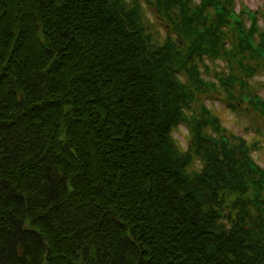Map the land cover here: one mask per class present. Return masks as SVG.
<instances>
[{"label":"trees","instance_id":"1","mask_svg":"<svg viewBox=\"0 0 264 264\" xmlns=\"http://www.w3.org/2000/svg\"><path fill=\"white\" fill-rule=\"evenodd\" d=\"M236 2L0 0V264H264V8Z\"/></svg>","mask_w":264,"mask_h":264},{"label":"rangeland","instance_id":"2","mask_svg":"<svg viewBox=\"0 0 264 264\" xmlns=\"http://www.w3.org/2000/svg\"><path fill=\"white\" fill-rule=\"evenodd\" d=\"M242 4H245V6H248L250 9L252 8L253 11L264 8V0H237V5L235 6L236 12L241 11L239 8H241ZM261 25L264 28V21H262ZM255 83L259 84V94H264V72L255 77ZM205 101L214 109V113L221 117L223 125L226 128L233 131L237 135L243 134L245 137L254 134L252 129L249 130V127H253L252 120H257L258 118L257 116L252 115V108L249 109L247 105H241L238 110L234 111L232 107L219 96H207ZM175 137L185 149L190 147V135L186 126H182L180 132L175 133ZM263 150L264 145L262 151ZM262 151L258 150V148H254L253 157L259 164L264 166V154H262Z\"/></svg>","mask_w":264,"mask_h":264}]
</instances>
